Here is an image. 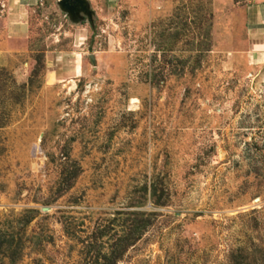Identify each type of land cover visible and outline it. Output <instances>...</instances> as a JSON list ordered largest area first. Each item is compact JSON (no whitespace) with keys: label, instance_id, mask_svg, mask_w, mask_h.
<instances>
[{"label":"rangeland","instance_id":"obj_1","mask_svg":"<svg viewBox=\"0 0 264 264\" xmlns=\"http://www.w3.org/2000/svg\"><path fill=\"white\" fill-rule=\"evenodd\" d=\"M248 1L37 0L0 38V264H264Z\"/></svg>","mask_w":264,"mask_h":264},{"label":"crops","instance_id":"obj_2","mask_svg":"<svg viewBox=\"0 0 264 264\" xmlns=\"http://www.w3.org/2000/svg\"><path fill=\"white\" fill-rule=\"evenodd\" d=\"M37 0H0V38L7 40H25L28 31L27 12ZM248 25V49L253 56L264 58V0H249L244 7ZM7 40H5V39ZM0 43V51L5 50ZM4 57V53H0Z\"/></svg>","mask_w":264,"mask_h":264}]
</instances>
